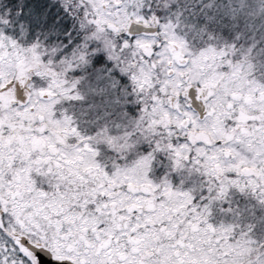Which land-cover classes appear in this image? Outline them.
I'll use <instances>...</instances> for the list:
<instances>
[{
	"label": "snow or ice",
	"instance_id": "1",
	"mask_svg": "<svg viewBox=\"0 0 264 264\" xmlns=\"http://www.w3.org/2000/svg\"><path fill=\"white\" fill-rule=\"evenodd\" d=\"M0 264H264V0H0Z\"/></svg>",
	"mask_w": 264,
	"mask_h": 264
}]
</instances>
